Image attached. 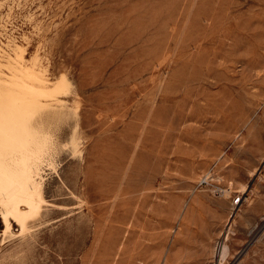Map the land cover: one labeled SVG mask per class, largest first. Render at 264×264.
I'll use <instances>...</instances> for the list:
<instances>
[{
  "label": "rangeland",
  "instance_id": "374dc122",
  "mask_svg": "<svg viewBox=\"0 0 264 264\" xmlns=\"http://www.w3.org/2000/svg\"><path fill=\"white\" fill-rule=\"evenodd\" d=\"M0 17L67 75L53 125L81 136L44 173L67 212L18 256L0 215V264H264V0H0Z\"/></svg>",
  "mask_w": 264,
  "mask_h": 264
},
{
  "label": "bare ground",
  "instance_id": "6f19581e",
  "mask_svg": "<svg viewBox=\"0 0 264 264\" xmlns=\"http://www.w3.org/2000/svg\"><path fill=\"white\" fill-rule=\"evenodd\" d=\"M2 36L0 37V215L4 230L1 244L5 243L8 237L18 238V250L13 248L18 256L24 248L33 245V239L37 235L35 230L48 221L46 217L50 211L67 212L65 204L46 198L44 173L47 169L58 172L57 158L67 147L71 148L74 154H78L81 136L75 127L71 131L70 139L63 141L53 125L55 121L64 119L67 114L66 108L69 104L67 105V100L61 96L62 93L64 95L70 90L67 75L61 73L56 80H53L48 66L38 52L27 57L23 46L25 44L9 34ZM25 41L28 43L29 37H25ZM15 225L18 226L17 230ZM230 252V246L223 239L219 248L220 259L225 258Z\"/></svg>",
  "mask_w": 264,
  "mask_h": 264
},
{
  "label": "built area",
  "instance_id": "2783aa9c",
  "mask_svg": "<svg viewBox=\"0 0 264 264\" xmlns=\"http://www.w3.org/2000/svg\"><path fill=\"white\" fill-rule=\"evenodd\" d=\"M201 181L208 182L206 178H203ZM240 200H241V198L239 196L237 197V199H234L235 202H239Z\"/></svg>",
  "mask_w": 264,
  "mask_h": 264
}]
</instances>
